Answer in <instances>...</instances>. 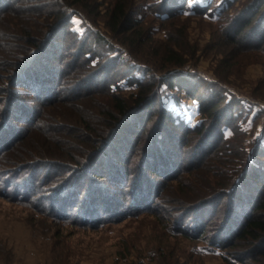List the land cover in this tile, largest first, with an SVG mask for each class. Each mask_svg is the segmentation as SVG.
I'll use <instances>...</instances> for the list:
<instances>
[{"label":"rangeland","instance_id":"obj_1","mask_svg":"<svg viewBox=\"0 0 264 264\" xmlns=\"http://www.w3.org/2000/svg\"><path fill=\"white\" fill-rule=\"evenodd\" d=\"M115 1L86 0L85 6H79L77 9L72 7L78 13H74L69 22L71 30L80 37H84L87 35L81 24V18L84 17L88 23L98 29L99 35L110 44L107 51L111 53L110 58H106L102 65H106V68H110L111 71L108 70L105 73L102 71L103 69L93 67L94 61L91 62L93 68L90 69L94 71L88 72L86 68L79 67L86 53L95 48L93 44H90L94 37L93 34H89L88 39L85 37V43L82 40L79 41L78 50L76 47L69 48L71 40L67 34H61V30L51 35L50 39L46 38L45 32L48 23L45 15L52 12L48 11L52 8L50 2L45 4L39 0H0V10L6 8L13 13L10 15L6 12L0 19V90L8 85L4 81L9 71V68L4 67L5 57L11 59L15 55L25 56V53L19 50L20 47L26 46L23 38L24 32L21 30L23 28L28 30L29 35L33 33V36L37 35L42 39L45 37L46 41L49 40L48 44L51 48L49 51L53 56L61 53L59 57L55 55V58L47 56L54 67L61 65L72 66L74 70L78 68L82 71L79 78H83L81 82L85 83L79 87L70 85L72 81L70 79H74V81L80 79L77 80L78 77L73 74L74 77H68L71 72L66 74L65 67H62L61 70L57 67L59 70L57 77L64 75L65 80L62 83L59 81L62 85L57 84L58 87H55L53 98L60 95L70 101L58 102L45 107L43 109L45 112L41 115L43 117L41 125L46 130L27 133L11 149L9 148L10 139L19 137L21 135L19 133L27 128L26 124L21 121V123L13 125L15 128L0 132V150H2L0 152L2 153L0 171L6 168L15 170L14 162L17 163L18 159H23V162L31 161L32 158L38 157L37 153L45 154L48 147L50 151L48 154L51 153V156H55L53 151H62L66 156L70 153L60 146L66 148L70 143L75 148L81 147L88 150L90 149L88 144L91 147L94 146V140L92 143H88L92 137L85 134V125L81 117L85 116L84 120L91 123L93 130L102 129V132H105L106 129H109L107 121L99 122L96 119H90V117L98 119L103 117L102 111L113 106L111 97L105 91L108 83L101 86V81L108 77L110 85L118 84V87L125 89L126 91L116 93L121 99L128 100L131 92H136L135 90L130 91L131 89L128 87L137 77L139 78V71H137L139 67H134L133 70L130 69L131 62H115L119 56L128 57L122 53V47L129 52L137 50L140 53V62L145 63L144 61L147 60L149 65L156 69L148 74V77L154 73L155 78L161 82L164 79L173 80L176 78L180 81L181 87L184 86L189 92H197L195 97L203 104L219 103L216 115L222 114L228 117L225 120L234 122L231 126V133L228 135L229 137L227 136L229 141L218 146L220 148L217 151H221L217 157L218 160H205L196 165L201 152L204 151V144L196 145L194 135L184 134L177 127L167 124L159 125L160 106L156 104L155 112L150 115L142 114L138 121L134 119L126 121L128 123L120 128L119 134L117 133V144L113 143L109 146L107 143H96L97 155L102 149V151H109L111 162L113 160L114 163L122 162L123 176L118 181L111 179L113 175L109 176V172H111L109 165L111 164L102 161L99 174L88 172L84 177L72 175L75 188L72 189L71 182L69 186L60 190L61 192L58 191L60 193L52 205L50 190H46L48 187L46 185L39 186V181L33 182L32 172L22 173L19 171L18 175L21 177L12 179L14 189H21L22 194L25 187L34 186L35 188L28 190V192L32 191L30 198L31 201H34L28 206L25 201L17 202L15 199L17 196L11 195V189H8L7 192L4 191L5 185H9L12 180L5 175L0 176V264H227L216 256L217 251H214V254L208 253L204 249L202 243L204 241L196 242L195 239H188L183 235H173L171 229L176 221L178 224L180 223L179 228L187 223L191 228L192 223L190 222H195L197 216L195 214L201 211L202 216L199 223L206 229L202 237H208L209 231L213 230V235L208 237V241H210L215 235L217 236L220 229L225 227V222L233 218V211L231 213L226 211L224 199L220 200L219 194L209 193L206 188L211 186L214 181L218 191L221 189L218 187L219 185L223 182L228 183L229 176L236 175L237 172L231 175L230 172L233 170L230 167L232 165L239 167L237 165L239 161L242 164L245 162L236 156L237 151H244L246 155L250 153V158L256 153L258 139L261 138L264 130V57L254 55L252 52L234 57L227 44L221 40L222 34L227 33L228 27H231L230 22L224 20L214 22L204 15L174 17L169 18L170 21L166 20L167 22L158 21L152 13H149L151 4L157 0H126L132 4V8L135 10L134 18L138 19L139 24L128 34H112L105 26V22L107 12ZM14 2H18V5H14ZM39 4L42 5L38 6ZM243 4L244 0H239L225 14V17L232 19L231 21L236 17H247L249 12L238 13L242 11ZM145 6L148 8L146 9ZM61 23L62 20L58 21L54 28L48 31L57 30L62 26ZM34 32L37 33L34 34ZM139 33H144L143 42L139 43L140 40L136 46L127 43L128 41L134 42L136 34ZM182 34L185 35V40L181 37ZM241 34L249 35L250 31L247 29ZM170 40L179 44V47L177 45L171 47L173 50L179 49L180 51L183 47L182 51L186 52L184 56H178L179 59L188 60L183 68L168 67L164 62L166 56L162 51L168 46ZM55 46L57 53H54ZM60 46L63 47V51H60ZM75 50L78 51V54H74ZM6 53L11 55L8 56ZM65 53L67 55H64ZM62 55L68 58L62 60ZM111 57L115 59H111ZM130 70L133 72L132 76L136 77L131 78ZM50 76L51 80H54L52 73ZM127 76L131 77L126 78ZM80 87L83 89H79ZM76 89H79V92L78 90L75 92ZM94 89L96 91L92 92ZM84 91H91V93L78 99H72L75 98L73 95L82 94ZM176 91L179 94L177 97L180 99V103L176 104L173 101L175 99L173 95H171L173 100L168 102L170 110L175 115L183 117L186 122L188 120L187 123L190 126L197 123L198 119L204 121L206 125H209L208 132L215 127L216 122L212 120V116L209 117V115L206 119L203 114L200 116L196 114V100L192 102L182 98L186 95L185 90L179 92L176 89ZM13 96H15V100L23 98L30 100L32 98L20 94V92H10L9 97ZM70 96L72 97L70 98ZM7 97L8 95L0 94V104ZM156 100L158 102L159 97ZM229 100L231 101L228 102ZM31 105L37 111L40 101H34ZM232 107L243 110H246L244 108L247 107V111L250 109V114L247 112L249 115L242 119L235 118L229 114ZM253 112H257V118L251 114ZM231 114L233 113L231 112ZM61 128L68 129L66 132L69 134L63 135L60 131ZM159 134L160 137H158ZM230 137L232 138L229 139ZM93 139L97 141V136ZM159 139L161 143H159ZM119 144L120 149L118 150L114 145L118 146ZM168 144H171V149ZM146 145L151 146V149L158 146L152 158L159 168L163 166L162 164L166 166L161 170L162 173H168L172 177L180 175V177L164 180L163 186L160 187L159 177L149 174V165L143 163L145 158L150 161L146 157L148 153L144 154L143 149ZM3 148L5 149L3 150ZM225 150H227V154L222 155ZM20 151H24L23 156H20ZM95 151L94 157L96 156ZM110 151L114 152L110 153ZM169 158L172 166L175 165L174 172L168 164ZM116 160L117 162H115ZM212 164L223 165L225 171L222 172L219 169L214 172V169H208ZM59 170L55 166H42L39 169L41 173L38 175V180L41 181L48 171H51L52 176H56L58 181L70 176L63 172L65 169ZM162 179L160 177V180ZM144 184H147V187L150 185L149 199H147L146 193L143 195L142 191L144 190H142L136 198L139 202L134 201L135 194H131V189L136 190L137 186ZM260 185V183L239 185L232 191V194L234 196V192L239 190L240 193L247 192L252 195V191H255L254 196L258 197ZM242 188L245 190L243 191ZM129 189L130 191H127ZM155 194L158 196L156 197ZM213 198L219 199L214 200ZM89 201L92 203L91 206L95 205L97 208V221L94 220L91 211L85 213L88 210ZM104 206L106 207L104 208ZM62 209L65 210L62 211ZM67 209L70 213L65 214ZM151 209L153 212L148 211ZM248 211L245 204L238 205L234 210L236 219L243 212ZM182 221L183 223H181ZM235 222L237 221L233 219V223ZM217 228L219 230L215 231L214 229L217 230ZM182 229L186 231V227ZM219 237V240L222 241L221 236ZM234 253L242 258L245 252L239 250ZM240 261L243 263L236 264H254L249 259H240Z\"/></svg>","mask_w":264,"mask_h":264},{"label":"trees","instance_id":"obj_2","mask_svg":"<svg viewBox=\"0 0 264 264\" xmlns=\"http://www.w3.org/2000/svg\"><path fill=\"white\" fill-rule=\"evenodd\" d=\"M36 1V0H35ZM43 3H49L50 6L52 5V8L48 9L47 15H45L46 22L48 23L47 31L45 34H47L46 38L51 37V35H54L59 30H61V34L69 37L71 40V46L70 49H73L76 47L79 48L81 40L83 43H85V37L88 39L89 34H93L94 37L91 40L90 44L95 46L94 50H91L86 53V56L82 60L83 62L80 63L79 67H83V69H87L88 72L94 71L90 70L93 67H97L98 69H103L106 73V71H111L110 68H106L107 66L102 65V63L105 61L106 58H110L109 56L111 53L107 52L108 48L110 47V44L102 38L99 34L98 29H95L94 26H92L90 23L87 22V20L83 17L81 18V24L82 28L84 30V33L87 34L84 37H80L75 31L71 30L69 22L70 19L74 16L77 7L79 6H85L86 0H39ZM51 1L52 4H51ZM20 2V1H19ZM40 2V3H42ZM239 2V0H157L155 3H152L151 9L149 10V13H152L158 21H170L169 18L174 17H192L195 15H204L207 18H209L212 21H220L224 20L228 23L230 22L231 27H228V32L222 34L221 40H223V43H226L229 47V50L231 53L234 54V57H239L241 55H245L244 53H253L254 55H259L264 57V0H244V4L242 7V11H239L238 13H248L246 16H240V18L236 17L233 21L232 19H229L228 17H225V14L231 10V8ZM14 5H18V2H14ZM42 4H39L38 6H41ZM72 7L76 8L75 10L72 9ZM146 9L148 6H145ZM161 8V9H160ZM92 11V10H90ZM8 12L10 15H13L10 10L4 8L0 10V19L3 17V14ZM134 12L135 10L132 8V4L126 0H116L115 3L109 8L106 16V22L105 26L112 34H123V33H129L134 27H136L137 24H139L138 19L134 18ZM80 14V13H79ZM82 15V14H81ZM224 15V16H223ZM141 17V16H140ZM139 17V18H140ZM255 18V19H254ZM254 19V20H253ZM62 20V23L60 28L57 30L54 29V31H48L54 28L56 23L58 21ZM166 21V22H167ZM25 29V30H23ZM21 29L24 32V41L26 46H22L19 48V50L23 51L25 53V56H14L11 57V59L5 57V65L4 67L9 68V71L7 72L8 75L4 78V81L8 83V85L0 90V94L8 97L1 102L0 105V132H6L9 129L15 128L13 125L17 123L24 122L27 126L26 129L23 130V132L19 133L21 134L19 137L17 136L16 139L11 138L10 139V145L9 148L11 149L16 143L21 140V137L23 138L27 133L32 131H45L44 127L41 125L43 117L41 115L45 112L43 109L45 107H49L52 104H56L58 102H69L70 99L65 98V96L57 95L55 98H53L55 94V87L58 85H62V81L65 80L64 75H61L59 78L57 75L59 74V70L57 67L61 68L65 66L58 65L57 67H54L52 65V61L49 62V59L47 56H51L55 58L56 56H60L61 53H58L56 56L52 54L50 45L48 44V41L45 40V37L40 38L37 35L33 36V33L28 34V30L26 28ZM249 30V35H242L241 33L245 30ZM171 31V30H170ZM37 32H34L36 34ZM257 33V34H254ZM144 33L136 34V39L134 42L128 41V44H133L136 46L139 43L143 42L144 39ZM166 35V34H165ZM179 36V34H177ZM185 40V35L182 34L181 36ZM149 39V38H148ZM63 41V39H61ZM80 41V42H79ZM133 41V40H132ZM175 41L170 40V43H168V46L163 49V54L166 56V59H164V62H166V66L168 67H175V68H183L188 60H183L182 57L186 54L185 51L182 49L179 51L173 50V46L177 45V43H174ZM79 44V45H77ZM85 45V44H84ZM91 45H89L91 47ZM121 45V44H120ZM179 45V44H178ZM177 45V46H178ZM179 47V46H178ZM49 48V49H47ZM60 51H63V47H59ZM122 53H124L128 57L122 58L119 56V58L115 59L116 61H122V62H131L132 67L130 69L134 70V67H139V78L129 84L130 91H136L131 92L129 99L126 100L124 98L121 99L116 93L126 91L122 87H118L117 85H110L108 82L109 78H105L101 81V86H104L106 83H108L107 87L105 88V91L108 93V95L111 97L110 99L113 102V106H110L108 109L102 111L103 117L98 118H92L90 119L98 120L99 122L107 121L108 122V130L106 129L105 132H102V129L99 130H93V127L91 126V123L88 120H84L83 117V123L85 125L84 132L86 135H90L92 137V140L88 143H92L93 140L95 142L94 146L91 147L90 144H88V147L90 149H84V148H75L70 145V143L67 145L68 147L62 149H65V151L69 152L70 155H66L62 151H53V155L51 156V153L48 154V151L45 152V154H42L41 152L37 153L38 157L32 158L31 161H24L23 159H18L17 163L14 162L13 168H6L3 171H0V176H7L12 179H18L21 176H19V171L22 173H30L34 175L32 179L33 182L39 181L38 185H46L48 188L46 190H50V198L53 202L52 205H54V200L57 198L59 193L64 189L65 187L69 186V184L72 182L73 175H80V177H84L88 172L92 174H99V170L101 168L102 161H106V164L109 165L111 172H109V176H112L113 181H118L121 179V176H123V168L121 165V161L119 163L111 162V157L109 155V151H105L102 149L100 150L99 154H96L95 149L97 148L98 142L107 143L109 146L113 143L118 142V131L120 130L123 125H126L128 122L132 119L138 121L142 114L150 115V113L155 112L156 108L155 105L158 104L160 106L159 109V116L158 119L160 120L159 125H172L174 127H177L178 130L183 132L184 134H192L195 136V141L197 142L196 145H203V152H201V156L196 161V165H199L200 163H203V161H209V160H218L217 158L220 154V150L217 151L220 144L224 142H228V135L231 133L232 130V124L234 122H230L229 120H225L228 117H225L222 114H218L217 110L219 103L211 102L210 104H203L199 101L197 97H195V94H198L195 91H187L184 86L181 87L180 81H178L176 78H173V80H165L164 81H158L157 78H155V74L152 73L149 77L148 74L151 72L156 71L154 67L149 65V61L145 60V63H141L140 60V53L136 50L134 52H129L126 48H123ZM56 46L54 48V53L56 52ZM74 52V54H78V51ZM57 53V52H56ZM6 55L10 56L11 54L6 53ZM64 55H67L66 53ZM82 56V55H81ZM80 56V57H81ZM19 57V58H18ZM57 57V58H58ZM68 57H61V59H65ZM73 58V57H72ZM122 59V60H121ZM144 60V59H143ZM94 61L95 65H91V62ZM85 62V63H84ZM86 65V66H85ZM97 69V70H98ZM58 71V73H57ZM66 74L68 72H71V74L68 75L70 78L72 77H78L77 80L74 81V79H70L71 84L74 86H82L85 84L84 82H81L83 78H79V75H81L82 71L72 69V66H66L65 67ZM73 71V72H72ZM101 72V71H100ZM53 74L54 77L52 78L54 80H51L50 74ZM75 73V74H74ZM138 73V72H137ZM65 74V75H66ZM72 74L74 76H72ZM92 74V73H91ZM131 76L133 75V72L129 73ZM89 75V74H87ZM47 76V77H46ZM131 76H127L126 78H130ZM57 77V79H56ZM81 77V76H80ZM114 77V76H113ZM136 77L132 76L131 78ZM122 79V78H121ZM61 81V83L59 82ZM58 84V85H57ZM179 84V85H178ZM127 88V89H128ZM83 89V88H79ZM79 89L74 90L75 92H79ZM137 89V90H136ZM176 89L179 92H183V90L186 91V95H184L182 98H186L190 101H197L196 102V114L198 116L202 115L207 117H213L212 120H215L216 125L213 129H210L208 132V126L204 123V121L198 119L197 123H195L193 126L188 125L187 120L184 121L183 117H180L178 115H175V113L170 110V105L168 102L173 100L177 104L180 103V99H178L177 95H179L176 91ZM183 89V90H182ZM96 89L92 90V92H95ZM17 93L20 92L22 95H27L29 97H32L30 100L20 99L15 100V96L9 97V93ZM90 92L84 91L82 94H75L73 95L75 98L72 99H78L85 95H88ZM171 95L174 97L171 98ZM72 96H70L71 98ZM157 97H159V100L157 102ZM171 98V99H170ZM232 100V99H231ZM229 100L228 102H230ZM34 101H40V107L35 111L33 106L31 105ZM72 101V100H71ZM227 102V103H228ZM243 109H233L230 108L229 114L230 116H233L235 118H244L246 115L250 114V109L247 111V107ZM36 112V113H35ZM231 112L233 114H231ZM249 112V114L247 113ZM21 114V115H20ZM245 114V115H244ZM255 115V117H258L257 112L251 113ZM88 116V115H87ZM226 121V122H224ZM43 128V129H40ZM87 129V131H86ZM18 130V128H17ZM63 130V131H62ZM68 129L61 128L60 131L63 135L69 134V132H66ZM19 131V130H18ZM17 133V131H16ZM118 133V134H117ZM207 133V135H205ZM116 134V135H115ZM143 134V133H142ZM83 135V134H82ZM232 135V134H231ZM230 135V136H231ZM95 136H97L96 139H93ZM161 135L159 134L158 137ZM228 136V137H227ZM230 137L229 139H231ZM161 139V138H160ZM159 139V141H160ZM51 140V139H49ZM158 141V142H159ZM161 143V141L159 142ZM117 144V143H116ZM121 144V143H120ZM120 144L114 145L116 149H120ZM158 144V143H157ZM146 145L144 147V154L148 153L146 157L150 161H148L146 158L144 159V164L149 165L148 173L153 174L155 177H159V185L160 187L163 186V181L167 179H174L180 177V175H174L169 176L168 173H162V169L165 168L164 164L160 168L156 166V163L153 157V154L157 151L156 146L154 149H151V146ZM169 149L172 148L171 144H168ZM206 146V147H205ZM8 148V149H9ZM73 148V149H72ZM5 148H3L4 150ZM68 149V150H67ZM112 149V148H111ZM109 149V150H111ZM99 148L97 149V151ZM117 150V151H118ZM151 150V151H150ZM94 151H95V157H94ZM150 151V152H149ZM2 152V150H0ZM114 151H110V153H113ZM119 152V151H118ZM23 153V154H22ZM44 153V152H43ZM123 153L121 152V155ZM223 154H227V150L222 152ZM236 156H239L241 161L245 160V162L242 164V162L239 161V167H235L232 165L230 167L233 171L230 172L231 175L235 172L238 176H229L227 182H223V184L219 185L218 187L221 188L217 191V184L213 181L211 186H208L206 189L209 193H217L220 196V200L224 199L225 201L224 206L226 207V211H229L230 213L233 211V218L228 219L225 222V227L220 229V232H218L217 236L215 235L214 238H212L210 241H208V237H210L213 232V230L209 231L208 237H202V235L206 232V229L200 224L201 222V211L195 215L196 220L192 223L191 228L190 225L188 226V223L185 224L182 228L186 227V231L182 228H179L177 221L173 225L171 232L172 234L177 235H183L184 237L188 239H195L196 242H202L204 245V249L207 250L208 253L214 254V251L216 252V256L220 257L222 260H224L227 264H236V263H243L240 261V259H249L254 264H264V130L262 132V136L260 139H258L257 145H256V153L251 156L250 153L246 155L244 151L236 152ZM24 155V151H20V156ZM35 155V154H34ZM152 155V156H151ZM36 156V155H35ZM66 157V158H65ZM2 158V153H0V160ZM144 158V156H143ZM142 158V161H143ZM66 161V163H65ZM68 161V162H67ZM117 162V160L115 161ZM168 164L170 165V168L173 169V172L176 170L175 165L172 166L171 160L169 158ZM105 165V164H104ZM211 165V164H210ZM209 168L215 170H223L224 166L221 164L210 166ZM262 167H259V166ZM44 167H50L55 166L59 171H64L68 173L70 176L67 178L64 177L63 180L58 181L59 179L56 178V176H52L51 171H48V173L44 174V178L38 180V175H40L39 169ZM240 169V170H239ZM49 170V169H48ZM183 170V169H182ZM239 170V171H238ZM122 171V173H121ZM217 172V171H216ZM239 172V173H238ZM259 172V174L256 175V173ZM74 173V174H73ZM86 173V174H85ZM31 174V175H32ZM160 177L163 178L160 180ZM56 178V179H55ZM13 180L9 185H5L3 188L5 192H7L8 189H11V195L17 196L16 201H25V203L29 206V204H32V199L30 198L32 196V191L28 192V190H34V186L25 187L24 193L21 194V189H14L15 187L12 185ZM16 182V181H15ZM26 183V182H25ZM253 183L254 185L257 183H260L259 186V192L258 197L254 196L253 194H249L247 192H239V190L235 191L233 196V190L237 188L239 185L243 186L244 184ZM25 185V184H24ZM147 184L137 186L136 190L131 189V194L134 195V201L139 202L136 200L138 198L139 192L142 191L143 195L146 193L147 199H149V186H146ZM42 187V186H41ZM159 187V188H160ZM253 187V186H252ZM75 188V183L72 182V189ZM61 190V191H60ZM244 191L245 189L242 188ZM60 191V192H58ZM73 191V190H71ZM93 191V190H92ZM127 191H130L127 190ZM256 193V192H255ZM90 194H93L90 192ZM207 194V193H206ZM156 197L158 194H155ZM205 195V194H204ZM255 197V199H254ZM13 198V197H12ZM93 198V195H92ZM35 200L38 198H34ZM97 199V198H96ZM214 199V198H213ZM219 199V198H216ZM214 199V200H216ZM212 200V201H214ZM92 201V200H91ZM89 201V205L87 207L88 210L85 211V213H88L91 211V215L93 216L94 220L97 221V212L95 205L91 206L92 203ZM133 201V204L135 202ZM197 202H199L197 200ZM245 204L247 206V209H249L248 212H243L237 219L234 214V210H236V207L238 205ZM51 205V206H52ZM50 206V207H51ZM97 206V204H96ZM223 206V207H224ZM106 206H104L105 208ZM52 208V207H51ZM54 208V207H53ZM155 209V208H153ZM153 209L148 210L150 212H153ZM65 209H62V211ZM67 213L69 212V209H67ZM147 210V209H146ZM217 213V212H215ZM214 213V214H215ZM233 219L237 222L233 223ZM185 220V219H184ZM183 220V221H184ZM183 221L181 223H183ZM192 221V220H191ZM203 228H202V227ZM212 226V225H211ZM191 231V232H189ZM215 231H218L219 228L214 229ZM221 236L223 239L222 241L219 240ZM205 239V240H204ZM245 252L243 254V257H239V255H235L234 252L238 251ZM242 253V252H241Z\"/></svg>","mask_w":264,"mask_h":264}]
</instances>
